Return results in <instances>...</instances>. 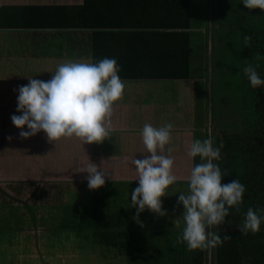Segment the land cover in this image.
<instances>
[{
	"label": "crops",
	"instance_id": "crops-1",
	"mask_svg": "<svg viewBox=\"0 0 264 264\" xmlns=\"http://www.w3.org/2000/svg\"><path fill=\"white\" fill-rule=\"evenodd\" d=\"M84 1L0 0V4L79 6ZM222 1L209 0L208 8L203 6L212 24V65L213 18L219 16ZM202 2L194 0L197 11ZM42 11L36 12L43 15ZM136 48L127 47L123 57L135 59L138 52L130 53ZM92 49L89 30H0V264H133L137 251L144 259H157V264H177L181 256L192 261L189 257L195 254L205 257L204 264H213L215 248L189 249L178 240L184 209L177 200L179 192L187 191L196 162L187 154L199 129L195 79L123 80V94L110 117L112 131L100 143L84 144L75 136L50 141L43 131L24 138L12 123L11 115L19 114L14 89L30 77L50 79L65 61L92 60ZM210 78L214 80L213 74ZM167 122L173 130L162 154L173 157L177 180L161 197L166 214L146 208L134 219L131 190L138 184V173L133 160L148 154L141 129L145 123L160 127ZM91 162L109 172L97 189L87 185L85 170ZM137 232L141 235L133 244Z\"/></svg>",
	"mask_w": 264,
	"mask_h": 264
},
{
	"label": "trees",
	"instance_id": "trees-1",
	"mask_svg": "<svg viewBox=\"0 0 264 264\" xmlns=\"http://www.w3.org/2000/svg\"><path fill=\"white\" fill-rule=\"evenodd\" d=\"M255 9L259 12L244 16L248 26L243 27L242 58L236 74L240 80L241 130L236 134L220 131L219 79L215 80L219 68L217 70L215 56L213 65L210 64L212 49L209 29L202 31L205 34L203 47L208 61L202 71L194 70V43L197 39L194 0H85L79 6L0 4V30H89L92 33V60L116 56L120 59L119 75L122 80L195 79L196 123L199 128L196 139L211 135L217 146L222 145L221 159L216 161L222 172L227 174L222 178V183L238 179L245 185L242 203L230 208L228 214H237L243 222L249 207L264 209V90L259 86L253 88L243 71L247 64H252L264 77V10ZM37 10H43L44 14L37 13ZM219 18L221 15L213 18L214 45L219 40ZM131 45L137 46L130 53L138 52L135 59H128L130 57L126 54L123 57V52ZM212 74L214 80L210 78ZM199 162L197 156L195 164ZM214 231L222 238L225 234L230 238L214 247L213 264H248L244 256L245 247L258 248L257 252L262 251L264 258V223L260 231L247 232L251 237L248 243H244L247 236L240 238V228L223 227L221 224L214 226ZM140 235L139 232L132 235L133 244H136ZM180 251L185 252L184 249ZM136 253L133 264H157L154 263L157 259L147 260L139 256V251ZM179 259L182 260L177 264L205 262V257H197L196 254L189 257L192 261H188L187 256Z\"/></svg>",
	"mask_w": 264,
	"mask_h": 264
},
{
	"label": "clouds",
	"instance_id": "clouds-1",
	"mask_svg": "<svg viewBox=\"0 0 264 264\" xmlns=\"http://www.w3.org/2000/svg\"><path fill=\"white\" fill-rule=\"evenodd\" d=\"M249 9L264 10V0H242ZM120 65L115 57L105 56L99 60H68L56 66L48 80L30 77L27 84L14 89L18 93L17 113L11 115L12 123L20 130L19 135L28 138L43 131L50 141L75 136L85 143H100L112 131L111 115L114 103L122 96L125 82L119 75ZM253 88L264 90V77L257 66L247 64L243 69ZM25 126L27 130H25ZM173 124L160 127L145 123L141 129L143 143L148 150L142 158L133 160L138 173V184L131 190L132 207L139 213L146 208L166 214L161 197L174 184V159L162 154L169 144ZM8 139H11L9 136ZM221 146L211 135L194 139L188 156H199L188 177L187 191L179 192L178 202L183 205V228L178 240L189 249H208L222 244L223 238L213 231V226L225 222L230 208L244 199L245 185L238 179L222 183L227 176L216 161L221 159ZM161 150V151H158ZM172 148H168L170 153ZM89 189H97L106 182L109 172L91 162L86 170ZM264 209L249 207L240 226L243 233L261 230Z\"/></svg>",
	"mask_w": 264,
	"mask_h": 264
},
{
	"label": "rangeland",
	"instance_id": "rangeland-1",
	"mask_svg": "<svg viewBox=\"0 0 264 264\" xmlns=\"http://www.w3.org/2000/svg\"><path fill=\"white\" fill-rule=\"evenodd\" d=\"M199 3V1L197 2ZM196 4V1H195ZM194 4V6H195ZM209 5V0H203L202 10H196L194 7V30L197 32V39L195 41V54H194V70L195 72L202 71L203 65L208 61V55L204 50L205 34L202 31H207L211 21L209 20L208 11L203 9V6ZM242 0H224L220 7L221 18H219V40L216 41V49H214L213 56L216 57L217 70L219 68V75H215V80L219 79V121L220 131L225 130L229 134L239 133L241 130V100H240V80L238 75V66L241 62V48L243 44V27L248 23L244 16L255 14L256 9H249L244 6ZM216 21V19H215ZM211 39V35H210ZM212 50L210 51V53ZM212 57V54H210ZM212 58H210L211 64ZM214 61V58H213ZM219 76V77H218ZM211 82V81H210ZM187 187V186H186ZM185 187V188H186ZM186 191V190H185ZM177 200V199H176ZM178 201V200H177ZM237 214L231 213L226 217L223 227L240 228L242 219L238 218ZM174 219V217H172ZM240 238H245L244 243H248L250 236L248 233L242 234L238 232ZM262 241L263 239L260 238ZM249 245V244H248ZM258 248L245 247V261L248 264H264L262 258V251L257 252ZM257 252V253H256ZM18 259V257L16 258ZM21 259V258H20Z\"/></svg>",
	"mask_w": 264,
	"mask_h": 264
},
{
	"label": "water",
	"instance_id": "water-1",
	"mask_svg": "<svg viewBox=\"0 0 264 264\" xmlns=\"http://www.w3.org/2000/svg\"><path fill=\"white\" fill-rule=\"evenodd\" d=\"M213 21V20H212Z\"/></svg>",
	"mask_w": 264,
	"mask_h": 264
}]
</instances>
